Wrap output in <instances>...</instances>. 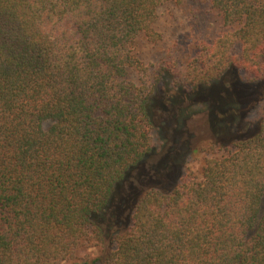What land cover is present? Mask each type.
Returning a JSON list of instances; mask_svg holds the SVG:
<instances>
[{
  "label": "trees",
  "instance_id": "obj_1",
  "mask_svg": "<svg viewBox=\"0 0 264 264\" xmlns=\"http://www.w3.org/2000/svg\"><path fill=\"white\" fill-rule=\"evenodd\" d=\"M170 1L0 0V264H264V122L196 150L198 171L146 191L125 231L105 229L119 186L157 147L152 97L170 70L136 47L161 41ZM196 1L225 31L197 44L176 87L233 71L263 82L264 0Z\"/></svg>",
  "mask_w": 264,
  "mask_h": 264
},
{
  "label": "rangeland",
  "instance_id": "obj_2",
  "mask_svg": "<svg viewBox=\"0 0 264 264\" xmlns=\"http://www.w3.org/2000/svg\"><path fill=\"white\" fill-rule=\"evenodd\" d=\"M183 1L171 0L159 9L155 30L160 42L141 37L136 47L144 64L168 67L170 72L152 97L160 130L157 147L119 186L105 226L110 235L128 229L134 207L146 191L154 186L171 189L187 168L198 171L205 155L196 150L252 136L264 122V81L251 83L244 73L233 71L219 83L193 92L190 87H176L174 74L196 57L197 44H213L225 31L221 18L208 6ZM216 115L228 116V120L216 123ZM85 256L94 257L95 252L80 251L79 257Z\"/></svg>",
  "mask_w": 264,
  "mask_h": 264
}]
</instances>
